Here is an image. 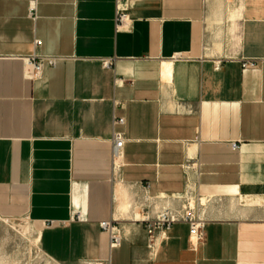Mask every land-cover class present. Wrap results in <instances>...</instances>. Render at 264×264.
Segmentation results:
<instances>
[{
	"label": "crops",
	"instance_id": "crops-1",
	"mask_svg": "<svg viewBox=\"0 0 264 264\" xmlns=\"http://www.w3.org/2000/svg\"><path fill=\"white\" fill-rule=\"evenodd\" d=\"M28 8L0 0V226L29 223L49 264H264V0ZM33 55L57 62L29 78ZM185 200L203 240L150 244L143 222Z\"/></svg>",
	"mask_w": 264,
	"mask_h": 264
},
{
	"label": "built area",
	"instance_id": "built-area-1",
	"mask_svg": "<svg viewBox=\"0 0 264 264\" xmlns=\"http://www.w3.org/2000/svg\"><path fill=\"white\" fill-rule=\"evenodd\" d=\"M37 11V0H29V8H28V16L29 18L35 20ZM125 16L117 13L116 23L119 25L124 22ZM35 48L38 49L41 45L40 41H35ZM56 59L40 57L38 55H33L27 59H25V71L26 76L29 78H40L43 70V66L45 64L54 67L56 64ZM108 67V65L106 64ZM255 64L253 62L245 61L243 63V67H254ZM114 126H121L124 124L123 118H115ZM124 146V139L121 134L114 133L112 139V158L113 161L116 162L121 156V151ZM192 159L187 162V169H192L191 166ZM194 165V164H193ZM116 168V166H115ZM191 197V193L188 194ZM76 221H81V215L77 213L74 217ZM176 223H185L189 225L190 235L191 237L199 243L204 238V227L206 224V220L200 216L195 207L190 206V203L185 200L183 204L180 206L178 210H172L169 207H164L160 209L155 218L153 220L147 219L143 222L145 224V230L148 235L149 243H152V239L156 234L163 235ZM102 231L108 235L109 238V246L110 248H117L121 244V237L119 234V230L116 226V223L107 222L102 223L101 225Z\"/></svg>",
	"mask_w": 264,
	"mask_h": 264
},
{
	"label": "rangeland",
	"instance_id": "rangeland-1",
	"mask_svg": "<svg viewBox=\"0 0 264 264\" xmlns=\"http://www.w3.org/2000/svg\"><path fill=\"white\" fill-rule=\"evenodd\" d=\"M10 225L0 226V260L4 264H49L39 253L34 235H28L30 224L11 222Z\"/></svg>",
	"mask_w": 264,
	"mask_h": 264
}]
</instances>
